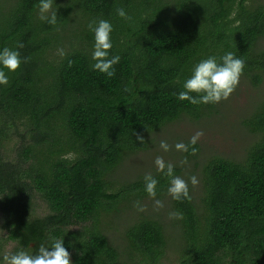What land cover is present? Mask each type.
<instances>
[{
	"label": "trees",
	"instance_id": "16d2710c",
	"mask_svg": "<svg viewBox=\"0 0 264 264\" xmlns=\"http://www.w3.org/2000/svg\"><path fill=\"white\" fill-rule=\"evenodd\" d=\"M38 4L0 0V51L30 58L16 72L3 69L10 83L0 85V264L5 253L36 254L54 239L72 264H162L166 223L134 207L149 197L144 179L118 185L112 176L183 116L215 112L216 104L178 99L201 60L232 52L246 62L241 78L261 85L264 0H53L55 26L39 19ZM121 7L130 20L117 15ZM101 19L113 26L109 57L120 56L111 78L93 69L88 25ZM248 123L257 140L241 161L204 164L200 206L191 194L170 196L172 212L183 214L171 219L172 264H264V100ZM152 176L161 199L169 178ZM123 205L134 212L124 246L103 229Z\"/></svg>",
	"mask_w": 264,
	"mask_h": 264
},
{
	"label": "rangeland",
	"instance_id": "374dc122",
	"mask_svg": "<svg viewBox=\"0 0 264 264\" xmlns=\"http://www.w3.org/2000/svg\"><path fill=\"white\" fill-rule=\"evenodd\" d=\"M263 100L264 80L258 87H252L244 78H240L239 86L230 98L216 104V113L205 112L196 120L183 116L156 133L151 137L153 142L144 151L124 158L113 174L112 181L122 185L144 179L146 174L153 175L157 172L155 158L161 156L166 162L176 166L180 170L179 176L185 180H189L193 175L197 177L198 185L193 187L189 180V189L195 203L200 206L204 164L217 157L232 161L243 159L247 149L257 140V134L254 133L248 121ZM198 131H202L203 136L196 143L198 151L194 155L189 151L175 149V144L178 142L190 144L191 137ZM162 140L167 141L171 146L169 151L165 152L160 148ZM185 158L187 163H181ZM159 200L163 202L164 207L157 209L153 199L150 197L142 199L141 205L146 206V210L142 212L162 224L166 223L169 243L162 264H172L175 252L179 248L178 229L173 226V221L169 218V213L172 212L170 195L166 194ZM122 207V213L104 220L103 229L115 245L124 246L123 231L129 222H132L134 212L124 209V205Z\"/></svg>",
	"mask_w": 264,
	"mask_h": 264
},
{
	"label": "clouds",
	"instance_id": "9594fccd",
	"mask_svg": "<svg viewBox=\"0 0 264 264\" xmlns=\"http://www.w3.org/2000/svg\"><path fill=\"white\" fill-rule=\"evenodd\" d=\"M37 7L41 21H46L53 26L57 24V11L53 10V0H39ZM116 11L119 17L127 20L131 19L124 8H117ZM88 27L94 32L95 43L92 59L95 63L93 69L111 78L115 75L114 66L120 61L119 55L109 57L110 50L113 47L111 37L113 26L108 20L101 19L90 22ZM23 47L24 45L22 43L18 44V48ZM57 51L61 57L65 55L63 49H58ZM29 59V57H25L22 60L19 51L8 47L3 48L0 51V66H2L0 67V85L7 86L10 83L9 77L3 69H7L8 72H16L20 69L21 64L27 63ZM71 63L70 61L69 66H71ZM245 66V60L243 58H237L232 52L226 53L220 62L214 56L203 59L193 67L192 75L184 82V91L178 94V99L188 101L192 105L218 104L223 100H227L239 86ZM192 93L196 95L193 96ZM201 136H203V132L198 131L189 141L193 145L191 148V154L193 155L197 152L194 145ZM136 138L140 143H144V138L141 134L137 133ZM160 148L167 152L171 146L167 141L162 140L160 142ZM175 149L177 151L188 152L189 145L178 142L175 144ZM154 163L157 171L169 178L167 191L172 199L176 201L190 200L189 180L192 186L195 187L199 183L197 177L193 175L189 180H185L181 176L174 175V165L166 162L161 156H157ZM181 163H187V159L185 158ZM144 181L145 191L153 199L154 206L157 209L163 208V202L156 199L158 180L151 174H146ZM134 207L138 211L146 210V206L141 205L139 200L135 202ZM169 218L182 219L183 214L180 212H171L169 213ZM2 260L3 264H72L71 254L64 247L63 239H54L50 247L42 243L36 254H30L24 250H19L15 253H5Z\"/></svg>",
	"mask_w": 264,
	"mask_h": 264
}]
</instances>
